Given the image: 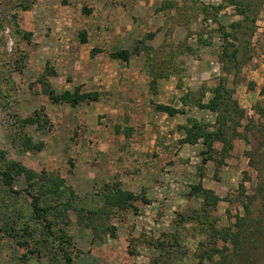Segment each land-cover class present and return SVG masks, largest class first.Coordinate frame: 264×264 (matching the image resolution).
Instances as JSON below:
<instances>
[{
  "label": "rangeland",
  "instance_id": "obj_1",
  "mask_svg": "<svg viewBox=\"0 0 264 264\" xmlns=\"http://www.w3.org/2000/svg\"><path fill=\"white\" fill-rule=\"evenodd\" d=\"M235 1L0 0V264H264V0Z\"/></svg>",
  "mask_w": 264,
  "mask_h": 264
},
{
  "label": "trees",
  "instance_id": "obj_2",
  "mask_svg": "<svg viewBox=\"0 0 264 264\" xmlns=\"http://www.w3.org/2000/svg\"><path fill=\"white\" fill-rule=\"evenodd\" d=\"M229 2H231V4H236V1L235 0H229ZM225 39H226V37H225ZM114 57H116V58H122L124 60L127 59V55H125L123 52L122 53L119 52L118 54H114ZM220 91H221V86H219L218 88L215 89L213 98H211L208 103L203 104L202 107L203 108H206V109H208L210 111H213V112H219L220 111V106L223 103V101L220 100V97L222 95L220 93ZM67 95H69V94H67ZM157 109L160 110V111L166 112V113H168L171 116L172 115H175L177 113L183 112L180 109H176V108H174L172 106H166V105H159V106H157ZM194 125H196V123H194ZM208 135L209 134H206V137H211L212 140H215L216 139V138L214 139V136L216 134L212 133L211 136H208ZM1 175H2V178H3L4 183L7 184V185H9V186H11L12 185V177H11L10 172L3 171L1 173ZM125 194H127V193H123L122 195H125ZM31 196H32V198L34 200L33 203H34L35 210L36 211H39L41 213V211L44 210V208H41V206H38V203L36 202L35 195L33 193H31ZM40 213H38L39 217H41ZM67 258H68V261H70V257L67 256Z\"/></svg>",
  "mask_w": 264,
  "mask_h": 264
}]
</instances>
